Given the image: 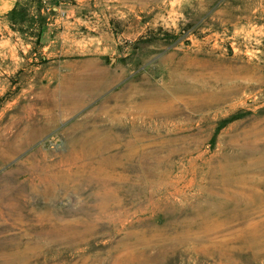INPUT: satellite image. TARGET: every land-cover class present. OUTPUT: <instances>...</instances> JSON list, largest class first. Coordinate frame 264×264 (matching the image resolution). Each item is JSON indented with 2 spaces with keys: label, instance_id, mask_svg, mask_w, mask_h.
Returning <instances> with one entry per match:
<instances>
[{
  "label": "rangeland",
  "instance_id": "rangeland-1",
  "mask_svg": "<svg viewBox=\"0 0 264 264\" xmlns=\"http://www.w3.org/2000/svg\"><path fill=\"white\" fill-rule=\"evenodd\" d=\"M47 5L0 16V264H264V0Z\"/></svg>",
  "mask_w": 264,
  "mask_h": 264
},
{
  "label": "bare ground",
  "instance_id": "bare-ground-1",
  "mask_svg": "<svg viewBox=\"0 0 264 264\" xmlns=\"http://www.w3.org/2000/svg\"><path fill=\"white\" fill-rule=\"evenodd\" d=\"M81 86H82V85H81ZM69 95H70V94H69ZM143 102H144V101H143ZM147 102H148V101H147ZM152 103L155 105L154 102H152ZM148 104H149V103H148ZM159 104H160V103H159ZM44 119H45V118H44ZM87 142H88V141H87ZM90 142L93 144V141H90ZM90 142H89V143H90ZM113 142H114V141H113ZM74 143H75V142H74ZM80 143H81V142H80ZM80 143H79V144H80ZM83 143H84V142H83ZM122 143H123V142H122ZM95 144H96V143H95ZM95 144H94V145H95ZM98 144H99V142H98ZM104 144H105V143H104ZM115 144H116V142H115ZM72 145H73V144H72ZM85 145H86V144H85ZM94 145H92V146H94ZM96 145H97V144H96ZM131 145H132V144H131ZM88 146H90V144H89ZM100 146H101V145H100ZM100 146H99V148H100ZM109 146L111 147V145H109ZM109 146H108V147H109ZM117 147H118V146H117ZM127 147H128V146H127ZM130 147H131V146H130ZM114 148H116V147H114ZM119 148H120V147H119ZM125 148H126V147H125ZM125 148H124V149H125ZM85 149H86V148H84V152H85ZM101 149H102V148H101ZM111 149H112V148H111ZM74 150H75V149H74ZM74 150H73V153H74ZM81 150H82V148H81ZM89 150H90V149H89ZM96 150H97V148H96ZM96 150H95V151H96ZM106 150H107V149H106ZM109 150H110V149H109ZM126 150H129V148L126 149ZM76 151H77V150H76ZM102 151H103V150H102ZM133 151H134V149H133ZM136 151H137V150H136ZM136 151H135V152H136ZM77 152H78V151H77ZM87 152H88V151H87ZM87 152H86V153H87ZM91 152H92V151H91ZM117 152H118V151H117ZM117 152H116V153H117ZM128 152H129V151H128ZM70 153H71V152H70ZM78 153H79V152H78ZM78 153H77V154H78ZM92 153H93V152H92ZM96 153H97V152H96ZM98 153H99V152H98ZM114 153H115V152H114ZM114 153H113V154H114ZM126 153H127V152H126ZM75 154H76V153H75ZM82 154H83V153H82ZM104 154H105V153H104ZM113 154H112V155H113ZM136 154H137V153H136ZM71 155H72V154H71ZM93 155H94V153H93ZM96 155H97V154H96ZM121 155H122V154H121ZM130 155H132V154H130ZM143 155H144V154H143ZM80 156H81V155H80ZM83 156H84V154H83ZM83 156H82V157H83ZM110 156H111V155H110ZM127 156H128V155H127ZM134 156H137V155H134ZM146 156H147V155H146ZM73 157H74V156H73ZM73 157H72V158H73ZM78 157H79V156H78ZM87 157H88V153H87ZM113 157H114V156H113ZM120 157H121V156H120ZM128 157H129V156H128ZM147 157H148V156H147ZM80 158H81V157H80ZM88 158H89V157H88ZM104 158H105V157H104ZM106 158H107V157H106ZM106 158H105V159H106ZM141 158H142V157H141ZM141 158H140V159H141ZM109 159H110V158H109ZM124 159H125V158H124ZM127 159H129V158H127ZM130 159H131V158H130ZM87 160H88V159H87ZM90 160H91V159H90ZM107 160H108V159H107ZM107 160H106V161H107ZM110 160H111V159H110ZM99 161H100V158H99ZM123 161H124V160H123ZM100 162H101V161H100ZM125 162H126V161H125ZM261 162H262V161H261ZM35 163H36V162H35ZM91 163H92V160H91ZM107 163H109V161H108ZM112 163H113V162H112ZM116 163H118V162H116ZM119 163H120V162H119ZM121 163H122V162H121ZM87 164L89 165V163H87ZM262 164H263V163H262ZM79 165H80V164H79ZM104 165H105V164H104ZM117 165H118V164H117ZM117 165H116V167H117ZM77 167H78V165H77ZM88 167H89V166H88ZM92 167H94V166H92ZM102 167H103V166H102ZM107 167H108V166H107ZM80 168H81V167H80ZM95 168H96V167H95ZM78 169H79V168H78ZM81 169H82V168H81ZM85 169H86V168H85ZM98 169H99V168H98ZM102 169H103V168H102ZM105 169H106V168H105ZM110 169H111V168H110ZM108 170H109V169H108ZM114 170H115V169H114ZM86 171H87V170H86ZM86 171H85V173H86ZM89 171H90V170H89ZM119 171H121V170H119ZM252 171H253V170H252ZM73 172H74V171H73ZM105 172H107V171H105ZM115 172H116V171H115ZM117 172H118V171H117ZM100 173H101V171H100ZM118 173H119V172H118ZM102 174H104V173H102ZM102 174H100V175H102ZM105 174H106V173H105ZM107 174H108V173H107ZM71 175H72V174H71ZM95 175H96V174H95ZM98 175H99V172H98ZM109 175H110V174H109ZM120 175H121V174H120ZM61 176H62V175H61ZM106 176H108V175H106ZM111 176H112V175H111ZM254 176H255V175H254ZM44 177H45V176H44ZM44 177H43V179H44ZM72 177H73V175H72ZM113 177H114V176H113ZM105 178H107V177H105ZM109 178H110V177H109ZM99 179H100V176H99ZM93 180H94V178H93ZM245 183H246V182H245ZM104 185H106V184L104 183ZM256 185H257V184H256ZM256 185H255V186H256ZM106 186H107V185H106ZM33 187H34V186H33ZM110 187H111V186H110ZM112 188H113V187H112ZM111 191H112V190H111ZM113 193H114V192H113ZM229 194H230V193H229ZM107 195H108V194H107ZM107 195H106V196H107ZM109 195H110V194H109ZM31 197H32V194H31ZM109 197H110V196H109ZM107 198H108V197H107ZM105 202H106V201H105ZM100 204H101V203H100ZM108 204H109V203H107V206H106L105 208L109 207ZM234 206H235V205H234ZM103 207H104V206H103ZM103 207H101V208H103ZM103 209H104V208H103ZM86 211H87V210H86ZM124 211H125V210H124ZM127 211H128V210H127ZM200 211H201V210H200ZM126 213H127V212H126ZM74 214H75V213H74ZM124 214H125V213H124ZM197 214H198V213H197ZM202 214H203V212H202ZM217 214H218V213H217ZM230 214H231V213H230ZM230 214H229V215H230ZM241 214H242V215H245L246 213L243 212V213H241ZM198 215H199V214H198ZM49 216H51V215H49ZM87 216H88V215H87ZM123 216H124V215H123ZM196 216H197V215H196ZM232 216H236V215H232ZM232 216H230V217H232ZM240 216H241V215H240ZM125 217H126V216H125ZM202 217H203V216H202ZM224 217H225V215L223 216V218H224ZM121 218H122V217H121ZM202 219H203V218H202ZM214 219H215V218H214ZM224 219H225V218H224ZM212 220H213V219H212ZM190 221H191V220H190ZM217 221H218V220H217ZM225 221H226V220H225ZM228 221H229V220H228ZM212 222H213V221H212ZM221 222H222V221H221ZM221 222H220V223H221ZM229 222H230V221H229ZM31 223H32V222H31ZM36 224H37V223H36ZM202 224H203V225H199V226L197 225L198 227L196 226V227H197V228H196V231H197V232L200 231V230L202 231V229H207V228H208V227H207V219H206V218H204V219L202 220ZM211 224H212V223H211ZM221 224H222V223H221ZM221 224H219V225H221ZM193 225H194V224H193ZM214 225H215V224H214ZM223 225H224V224H223ZM250 225H251V226H249V227L246 229V236H245L246 238H252V237L256 234L255 230H257V228H256L257 226H256L255 224H250ZM75 226H76V225H75ZM215 226H216V225H215ZM215 226H214V227H215ZM260 226H261V228L264 227L263 225H260ZM79 227H80V226H79ZM182 227H183V226H182ZM185 227H186V226H185ZM245 227H247V226H245ZM37 228H38V227H37ZM46 228H47V227H46ZM31 229H32V228H31ZM180 229H181V228H180ZM183 229H184V228H183ZM212 229H213V227H212ZM76 230H77V229H76ZM156 230H157V229H156ZM158 230H159V229H158ZM207 230H208V229H207ZM258 230H259V229H258ZM239 231H240V230H238V232H239ZM69 232H70V231H69ZM160 232H161V231H160ZM163 232H164V231H163ZM179 232H180V231H179ZM179 232H178V234H179V236H180V233H179ZM193 232H195V231H193ZM242 232H244V231H241V233H242ZM234 233H235V232H234ZM48 234H49V233H48ZM56 234H57V233H56ZM58 234H59V233H58ZM196 234H197V233H196ZM156 235H157V234H156ZM184 235H185V234H184ZM188 235H189V234H187V236H188ZM170 236H171V235H170ZM174 236H177V235H174ZM181 236H183V234H182ZM187 236H186V237H187ZM241 236H242V235H241ZM168 237H169V236H168ZM163 238L165 239V236H164ZM166 238H167V236H166ZM241 238H242V237H241ZM172 239H173V238H172ZM174 239H175V238H174ZM238 239H239V238H238ZM242 239H243V238H242ZM83 240H84V239H83ZM181 240H182V239H181ZM233 241H234V240H233ZM225 242H227V241H225ZM225 242H223V243H225ZM228 242H230V241H228ZM221 243H222V242H221ZM235 243H236V242H235ZM223 245H224V244H223ZM225 245H226V243H225ZM34 246H35V245H34ZM37 246H38V245H37ZM226 247H227V246H226ZM226 247H225V248H226ZM229 247H230V246H229ZM222 248H223V247H222ZM225 248H224V249H225ZM227 249H228V248H227ZM227 249H226V250H227ZM34 253H35V252H34ZM223 253H224V252H223ZM34 255H35V254H34Z\"/></svg>",
  "mask_w": 264,
  "mask_h": 264
},
{
  "label": "crops",
  "instance_id": "crops-1",
  "mask_svg": "<svg viewBox=\"0 0 264 264\" xmlns=\"http://www.w3.org/2000/svg\"><path fill=\"white\" fill-rule=\"evenodd\" d=\"M72 0H47L48 5L50 6L53 10H58L57 5H69V3ZM18 3V0H0V16L6 15L9 12H11L16 4ZM59 19L53 20L54 23H47L46 25L42 26L41 32H40V40L44 42L47 45H50L51 42L53 41L52 31L54 29V24L58 22ZM52 37V38H51Z\"/></svg>",
  "mask_w": 264,
  "mask_h": 264
},
{
  "label": "trees",
  "instance_id": "trees-1",
  "mask_svg": "<svg viewBox=\"0 0 264 264\" xmlns=\"http://www.w3.org/2000/svg\"><path fill=\"white\" fill-rule=\"evenodd\" d=\"M41 29H42V26L40 27V30L39 31H41Z\"/></svg>",
  "mask_w": 264,
  "mask_h": 264
}]
</instances>
